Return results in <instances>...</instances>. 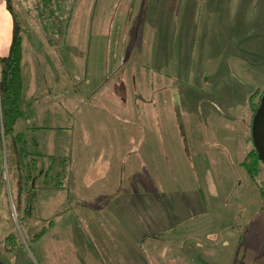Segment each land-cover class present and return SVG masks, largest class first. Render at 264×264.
<instances>
[{
  "label": "crops",
  "instance_id": "crops-1",
  "mask_svg": "<svg viewBox=\"0 0 264 264\" xmlns=\"http://www.w3.org/2000/svg\"><path fill=\"white\" fill-rule=\"evenodd\" d=\"M160 11L164 13L158 15ZM137 20L130 38V58L136 52L135 57H142L144 50L153 58V69L147 70L138 62L137 67L129 64L124 74L112 70L103 87L93 91L94 104L80 103L73 85L58 74L57 46L45 37H25L35 44L30 53L28 49L23 53L25 115L14 127L22 137L18 144L25 146L23 168H18L12 136L6 137L0 142V183L7 169L12 175L13 195L18 204H24L27 192L34 187L54 191L53 196L62 186L56 167L69 144L75 173L94 171L99 157L108 162L103 177L87 186L109 190L99 194L103 214L91 209L87 212L94 247L91 249L87 240L75 241L72 264H190L185 240L191 222L196 221L191 209L204 206V195L212 193L206 190L207 184L202 187L199 183L197 189L185 186L186 192L181 194L171 180L173 168L168 158L181 154L176 150L178 122L186 130L189 156L194 167H199L197 172L209 171L204 164L207 159L214 167L212 172L217 174L213 183L219 192L213 194L217 198L225 191L234 194L239 184L238 177L226 170L225 155L238 159L236 164L230 158L232 171L245 168L242 162L247 153L242 143L246 145L254 116L249 98L255 90L264 89V0H144ZM14 23L6 1L0 0V57L9 55ZM154 30H159L156 47ZM43 38L51 46L42 53L40 47L47 44ZM199 41L204 46L198 60L194 54L200 48ZM26 58L29 84L24 76ZM188 78L202 90L199 94L174 82ZM208 136L216 140L214 146H223L209 148ZM196 158L204 160L195 164ZM35 168L40 178L33 176ZM53 173L58 179H51ZM75 179L74 175L73 188ZM3 191L0 204L8 205ZM7 209L0 208V215ZM8 229L0 237L4 238Z\"/></svg>",
  "mask_w": 264,
  "mask_h": 264
},
{
  "label": "rangeland",
  "instance_id": "rangeland-1",
  "mask_svg": "<svg viewBox=\"0 0 264 264\" xmlns=\"http://www.w3.org/2000/svg\"><path fill=\"white\" fill-rule=\"evenodd\" d=\"M143 1L75 0L72 10L67 15L68 18L61 22V26L59 25L63 33H55L52 28L43 29L35 15L26 10L22 1L19 0L23 15L32 32L36 33L38 37L48 38L55 47L57 46L55 68L60 72L58 74H63L66 84L73 85V94H77V100L80 103L91 104H94V99H96L93 91L96 87L101 85L103 87L106 76L112 70L116 69L120 71L118 73H125L127 70L124 69L129 64L134 63L137 67L138 62H142L147 70L153 69V58L144 50L141 52L142 57L141 55L135 57L136 52L130 58V38L135 33L137 15ZM239 2L241 3V0ZM163 13L160 11L158 15ZM173 14L176 16L177 10ZM182 20L183 18L175 21L180 23ZM51 30L53 33L50 34ZM154 31L153 43L156 47L159 30ZM198 36L202 39L200 32H198ZM58 37L63 41L62 45H59ZM45 38H43L44 42L47 43ZM33 43L35 44L34 41L30 43L29 39H25L24 35L25 53L28 51L30 53L34 48ZM48 45L47 43L42 48L40 47L42 53ZM149 45L148 43L146 47L150 48ZM199 45L200 48L198 47L194 54L198 60L202 57L203 41H199ZM121 63L124 66L120 67ZM27 64L26 58L24 76L29 84L31 73ZM198 66L205 67L204 65ZM174 73L177 71L175 70ZM114 78L119 84L117 76ZM174 82L181 86L185 84L198 94L202 91L198 89L192 78H188L185 82H180L179 79ZM201 87L203 91L206 88L205 85ZM175 89L178 90V88ZM24 93L26 98L27 88H24ZM63 95H66L65 90ZM178 115L176 110V116L178 117ZM19 122L21 121L19 120ZM182 127V123L178 122L179 133L175 138L177 140L176 150L181 151V154L168 158L171 161L169 167L173 168V173L169 174L171 180L181 194L186 192L185 186L188 189L189 186L197 189L199 183L202 187L207 184L206 190L208 189L212 193L211 196L204 193V206H195L191 209V217L196 221L195 223L191 222L189 238L185 240V246H188L185 256L189 259L190 264H264V191L262 192L258 188L256 181L250 177L243 166L239 170L234 168L232 171L229 168L230 158L231 161H236V164H238V159L225 155L226 170L238 177L239 184L234 194L231 195V191H225L221 199L217 198L213 194L219 192V187L213 183L217 173L212 172L214 167L211 168L209 159L204 161V164L209 167V171L205 174H201L202 171L197 172L199 167H194L193 157L189 156L186 130ZM247 133H250V129ZM208 137L209 148L223 146L222 142V146H214L213 141L216 140ZM251 147V143H246V145L244 142L242 143L245 154ZM72 154L73 149L69 144L67 149L64 148L62 157L58 159L56 171L62 176V186L57 187L55 195L51 196L54 191L49 189L34 187L27 192L24 204H18L16 195H13L12 175L5 169L3 192L8 196V205L0 204V208L4 210L7 206L8 209L0 215L2 223L0 236L9 229L4 238L0 237V264H53V262L72 264L75 262L72 261L75 241L87 240L91 249L94 247L93 238L89 236L92 233L89 231L90 223L87 212H90L91 209L102 215L101 208L104 210L105 207L101 195L109 190L93 189L87 186L94 179L103 177L104 171L108 168V162L99 157L95 160L94 171L75 173V168L74 172L72 169ZM198 159L204 160V158H196L195 164ZM261 167L262 171L257 180L264 187V164ZM32 173L34 177L40 178L36 168L32 170ZM74 175L76 177L75 188H73ZM239 178L241 179L239 180ZM51 179L56 180L58 177L53 173ZM98 182L104 183L102 180H98ZM99 194L101 195L99 196ZM243 196L244 199H242ZM99 197L100 200L97 199ZM97 201H100V204ZM26 206L28 209L25 212L23 209ZM200 215L205 216V219L202 220ZM45 226L47 227L45 233L34 237ZM10 234L15 236L16 241H8L7 247L10 248V251H6L4 249L5 240Z\"/></svg>",
  "mask_w": 264,
  "mask_h": 264
},
{
  "label": "trees",
  "instance_id": "trees-1",
  "mask_svg": "<svg viewBox=\"0 0 264 264\" xmlns=\"http://www.w3.org/2000/svg\"><path fill=\"white\" fill-rule=\"evenodd\" d=\"M8 9L11 11L14 17V31L12 43L10 46L9 55L6 57H0V110L2 116V128L0 129V142L8 137L12 136L15 143V151L17 155L18 168L22 169L23 159L25 155V146L18 144L22 140L20 134L14 132V127L18 120H20L24 115L25 111L23 108V93H24V79L22 70V60H23V42L24 35L26 38L32 39L37 37L23 15L22 6L19 0H5ZM64 0H38V12L37 20L39 24L46 28H52L55 33H63L60 28L61 20L60 15L62 13V5ZM35 18V19H36ZM25 23V24H24ZM60 25V26H59ZM51 30L50 34L53 33ZM60 30V31H59ZM61 37V36H60ZM60 37H58L60 41ZM50 38V37H49ZM51 39V38H50ZM63 42V41H62ZM264 92L263 90H255L250 95V108L253 111V115L260 104L261 96ZM245 142L247 144L251 143L252 147L248 150L244 161L242 162L245 166L250 177L256 181L258 188L263 192L264 187L257 180L261 171L263 164L259 158L258 151L254 146L252 139V132L245 136ZM45 155V154H42ZM29 177V174H27ZM23 175L21 173L19 177V184H22ZM4 181L1 180L0 191L3 189ZM27 209V207H25ZM47 227L45 226L40 232H38L34 237H39L43 235ZM15 240L16 238L13 234L6 237L5 250L10 251L8 248V241Z\"/></svg>",
  "mask_w": 264,
  "mask_h": 264
},
{
  "label": "water",
  "instance_id": "water-1",
  "mask_svg": "<svg viewBox=\"0 0 264 264\" xmlns=\"http://www.w3.org/2000/svg\"><path fill=\"white\" fill-rule=\"evenodd\" d=\"M252 139L262 163L264 164V92L260 99L251 126Z\"/></svg>",
  "mask_w": 264,
  "mask_h": 264
},
{
  "label": "built area",
  "instance_id": "built-area-1",
  "mask_svg": "<svg viewBox=\"0 0 264 264\" xmlns=\"http://www.w3.org/2000/svg\"><path fill=\"white\" fill-rule=\"evenodd\" d=\"M22 5L26 10H28L31 14L37 16L38 12V0H21ZM75 0H64L62 5V13L60 15V20L63 22L68 18L70 11L72 10V5Z\"/></svg>",
  "mask_w": 264,
  "mask_h": 264
}]
</instances>
